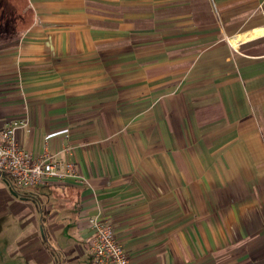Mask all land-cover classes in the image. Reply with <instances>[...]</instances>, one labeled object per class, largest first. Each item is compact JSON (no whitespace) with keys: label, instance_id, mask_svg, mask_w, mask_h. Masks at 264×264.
Returning <instances> with one entry per match:
<instances>
[{"label":"crops","instance_id":"obj_1","mask_svg":"<svg viewBox=\"0 0 264 264\" xmlns=\"http://www.w3.org/2000/svg\"><path fill=\"white\" fill-rule=\"evenodd\" d=\"M79 178L0 175V264H264V0H0V125ZM68 129L45 141L52 132Z\"/></svg>","mask_w":264,"mask_h":264},{"label":"built area","instance_id":"obj_2","mask_svg":"<svg viewBox=\"0 0 264 264\" xmlns=\"http://www.w3.org/2000/svg\"><path fill=\"white\" fill-rule=\"evenodd\" d=\"M31 124L28 117H15L0 125V175H7L19 188H30L48 181H65L79 178V172L68 157L72 154L70 146L43 152L33 157L32 152L23 147L18 140L19 131L29 132ZM58 135H68V129L52 132L45 141ZM90 236L88 238L90 259L88 264H130L123 243L116 237L113 226L100 217L88 219Z\"/></svg>","mask_w":264,"mask_h":264},{"label":"rangeland","instance_id":"obj_3","mask_svg":"<svg viewBox=\"0 0 264 264\" xmlns=\"http://www.w3.org/2000/svg\"><path fill=\"white\" fill-rule=\"evenodd\" d=\"M82 264H85V263H82Z\"/></svg>","mask_w":264,"mask_h":264}]
</instances>
